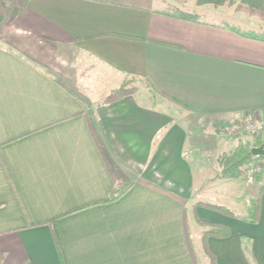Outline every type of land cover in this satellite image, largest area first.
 <instances>
[{
    "label": "crops",
    "instance_id": "1",
    "mask_svg": "<svg viewBox=\"0 0 264 264\" xmlns=\"http://www.w3.org/2000/svg\"><path fill=\"white\" fill-rule=\"evenodd\" d=\"M257 13L230 0H0V264H199L198 231L216 264H264V191L256 224L188 203L183 153L199 121L264 110V41L243 36H264ZM210 225L229 235L203 242Z\"/></svg>",
    "mask_w": 264,
    "mask_h": 264
},
{
    "label": "rangeland",
    "instance_id": "2",
    "mask_svg": "<svg viewBox=\"0 0 264 264\" xmlns=\"http://www.w3.org/2000/svg\"><path fill=\"white\" fill-rule=\"evenodd\" d=\"M237 1L242 4L241 0H232L231 5ZM256 11H258V13L253 23L264 28V11ZM223 121L228 123L225 134L221 133L218 136L213 131L212 124L204 121H199L198 130H194L189 134L188 143L183 150L192 180L190 199H188L187 202L195 205L215 204L224 206L229 209L232 214L238 217L248 218L250 216L252 204L258 197L259 189L264 184V158L258 160L253 166L246 168L242 176L236 180L219 179V158L222 155L230 154L238 144V141L232 136L234 132L239 134V137L241 136L240 140L242 142L253 144L255 140L240 131L241 123L239 117L230 121ZM231 136L233 139H231ZM261 141L263 142L258 143H264V138ZM256 176H260V181L258 183L254 181ZM125 183V180H121L120 185H116L115 190L119 189L123 192L129 187L125 186ZM198 232L191 235L197 261L199 264H209V260L206 259L201 249L199 237L196 235Z\"/></svg>",
    "mask_w": 264,
    "mask_h": 264
},
{
    "label": "trees",
    "instance_id": "3",
    "mask_svg": "<svg viewBox=\"0 0 264 264\" xmlns=\"http://www.w3.org/2000/svg\"><path fill=\"white\" fill-rule=\"evenodd\" d=\"M241 2L243 5H246L252 9L264 11V0H241ZM231 4H232V0H230V5ZM171 14L183 20L192 21L195 19L194 16L181 12L179 10H175L171 12ZM243 36L250 38V39L264 41L263 35H259V34H255L251 32L245 33L243 34ZM128 93L129 91L125 90L122 87L120 90L114 92V94H112L111 96H108L104 100V103H109V102L118 100L124 97V95ZM212 127H213V131L215 132V134L219 136V134L221 133L225 134V129L228 127V123L224 122L223 120L214 121L212 123ZM232 136L234 137V139L238 141V144L236 148L230 154L222 155L218 160V164L220 167V173L218 175V178L221 180H236L240 178L246 168L253 166V164L256 163L258 160H261L264 158V155L254 156L251 152L253 147H261L264 150V143H260V144L258 143V142H263L261 141L263 138L261 139V137H258L254 140L253 144H250L249 142H242L240 140L239 134H237L236 132H234ZM232 136H231V139H233ZM254 181L258 183L260 181V176H256ZM263 191H264V184L259 189L258 197L255 200V202L252 204V207L250 210V216L246 219V222L251 223V224L257 223L258 214H259V197ZM109 198L110 200H115L116 198H118V193L115 190L111 191ZM207 207L215 209L226 215H230L228 210H226L225 208L214 207V206H209V205H207ZM198 225L202 228L206 226V224L200 223V222H198ZM209 227H210L209 230L202 232L201 237H202L203 242L205 241L206 237H209V236L217 237V238H225L229 235L228 228L224 226L210 225ZM203 249H204V254L209 259V264H216L214 258L207 251L205 244L203 245ZM243 249L248 259L251 260L250 254H249V242L248 241L243 242Z\"/></svg>",
    "mask_w": 264,
    "mask_h": 264
},
{
    "label": "built area",
    "instance_id": "4",
    "mask_svg": "<svg viewBox=\"0 0 264 264\" xmlns=\"http://www.w3.org/2000/svg\"><path fill=\"white\" fill-rule=\"evenodd\" d=\"M241 132L256 139L264 138V110L251 111L239 116Z\"/></svg>",
    "mask_w": 264,
    "mask_h": 264
},
{
    "label": "water",
    "instance_id": "5",
    "mask_svg": "<svg viewBox=\"0 0 264 264\" xmlns=\"http://www.w3.org/2000/svg\"><path fill=\"white\" fill-rule=\"evenodd\" d=\"M251 152L254 156H263L264 155V150L261 147L252 148Z\"/></svg>",
    "mask_w": 264,
    "mask_h": 264
}]
</instances>
